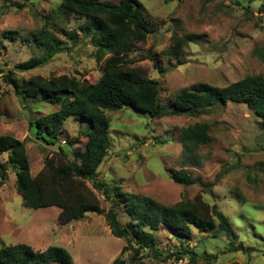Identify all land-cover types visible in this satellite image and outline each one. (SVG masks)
I'll return each mask as SVG.
<instances>
[{
  "label": "rangeland",
  "instance_id": "1",
  "mask_svg": "<svg viewBox=\"0 0 264 264\" xmlns=\"http://www.w3.org/2000/svg\"><path fill=\"white\" fill-rule=\"evenodd\" d=\"M59 1L0 0V71H12L19 83L33 76L48 79L67 75L87 86L100 78L104 59L98 63L96 49L82 38L79 27L84 20L59 13ZM138 1L149 34L126 59L146 78L159 83L160 104L170 107L180 91L201 83L222 88L246 76L264 78V11L259 10V1L243 0L242 6L234 0ZM45 19L49 20L45 30L70 50L43 67L16 70V65L41 55L32 37L41 31ZM54 26L76 32L77 45L72 47ZM9 34L15 35L14 41ZM186 35L196 38L177 47L176 39ZM152 60L158 62L162 72L154 68ZM57 109L40 98L21 100L10 85L0 97V135L25 143L32 176L58 146L79 165L76 153L84 149L80 133L88 128L87 122L67 119L55 145L35 139L31 123ZM106 117L108 152L97 170V179L108 185L109 198L87 182L103 211L112 207L116 189L147 196L163 205L193 201L200 195L229 219L235 235L234 249H243L230 251L229 242L216 231L205 235L193 230L186 244L176 242L162 229L154 235L156 249L165 256L187 247L195 254V264H264V123L246 105L227 103L205 109L198 117L160 119L125 106L121 111L106 112ZM196 123L209 126L210 141L187 153L181 130ZM5 160L6 155H2L0 162ZM179 170L211 186L175 184L170 173ZM115 210L121 225H127L122 204ZM59 214L56 207L24 208L15 190V174L9 169L0 185V247L25 244L36 252L60 247L68 252L73 264H111L120 257L126 243L111 234L103 215L85 214L81 221L63 224ZM132 254L131 250L122 254L124 264H177L175 258L163 263L149 250L140 251L136 263ZM188 259L185 255L182 264H192Z\"/></svg>",
  "mask_w": 264,
  "mask_h": 264
},
{
  "label": "trees",
  "instance_id": "2",
  "mask_svg": "<svg viewBox=\"0 0 264 264\" xmlns=\"http://www.w3.org/2000/svg\"><path fill=\"white\" fill-rule=\"evenodd\" d=\"M242 6L243 0H234ZM259 10L264 11V0ZM56 9L64 16H73L84 20L79 31L83 39L96 49V60L101 63V76L92 85H84L76 78L61 75L45 79L33 76L20 83L12 71H0L3 81L14 88L21 99L40 98L58 109L31 123L36 140L47 145L57 144L64 122L69 118L87 122L88 128L80 135L85 140L84 149L76 153L79 165L70 161L67 153L58 146L51 157L44 160L42 169L32 176L25 151V143L8 135H0V185L6 179L10 169L15 174V190L21 198L24 208L38 210L56 207L60 209L58 219L63 224L81 221L85 214L103 215L111 234L124 240L126 245L120 257L111 264H124L121 258L126 251H132L137 263L140 251L149 250L154 258L165 263L171 258L183 260L189 255V261L195 264V254L188 248L162 255L156 249L155 233L160 229L179 243H189L193 230L199 234L217 232L229 242L230 251H241L242 246L234 249L235 235L229 219L213 204L209 206L196 195L193 201L181 200L173 205H163L147 196H138L116 189L113 192L112 207L106 212L100 208L96 194L87 186L100 191L109 198V189L105 181H99L98 168L108 152L107 131L109 121L106 112L121 111L125 106L151 118L198 117L205 109L225 106L227 103L246 105L254 115L264 123V78L246 76L226 87H214L198 84L189 90L180 91L170 107L159 102V83L145 77L139 67L132 66L126 59L137 44L146 41L149 34L143 19V6L138 0H120L119 3L102 0H60ZM49 20L45 19L41 31L33 34L32 43L41 49V55L33 56L16 65L15 69L27 72L43 67L60 53L70 48L51 33L47 32ZM58 34L74 47L79 42L78 34L55 27ZM11 40L15 35L9 34ZM8 38V37H5ZM195 35H186L176 39L177 47L195 39ZM154 68L162 72L157 61L152 60ZM261 124V123H260ZM209 126L196 123L181 130L184 151L193 153L210 141ZM170 179L178 185H202L185 170L170 173ZM123 206L128 218L127 225H121L115 207ZM134 263V262H133ZM0 264H73L68 252L60 247H48L36 252L25 244L0 247ZM230 264H237L232 262Z\"/></svg>",
  "mask_w": 264,
  "mask_h": 264
},
{
  "label": "built area",
  "instance_id": "3",
  "mask_svg": "<svg viewBox=\"0 0 264 264\" xmlns=\"http://www.w3.org/2000/svg\"><path fill=\"white\" fill-rule=\"evenodd\" d=\"M7 90V84L3 81L2 76L0 74V97ZM177 264H182V260H178Z\"/></svg>",
  "mask_w": 264,
  "mask_h": 264
}]
</instances>
